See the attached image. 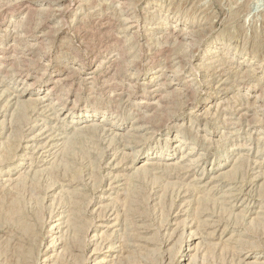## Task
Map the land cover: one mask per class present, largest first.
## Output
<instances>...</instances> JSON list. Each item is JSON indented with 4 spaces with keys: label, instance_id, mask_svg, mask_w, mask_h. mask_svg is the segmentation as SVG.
<instances>
[{
    "label": "rangeland",
    "instance_id": "1",
    "mask_svg": "<svg viewBox=\"0 0 264 264\" xmlns=\"http://www.w3.org/2000/svg\"><path fill=\"white\" fill-rule=\"evenodd\" d=\"M131 2L0 0V264H264V0Z\"/></svg>",
    "mask_w": 264,
    "mask_h": 264
},
{
    "label": "bare ground",
    "instance_id": "2",
    "mask_svg": "<svg viewBox=\"0 0 264 264\" xmlns=\"http://www.w3.org/2000/svg\"><path fill=\"white\" fill-rule=\"evenodd\" d=\"M126 1V4H127V6H128V4L129 5H131L132 4V2H131V0L129 1V0H125ZM128 1V2H127ZM123 5V4H122ZM124 5H125V3H124ZM126 6V5H125ZM130 7V6H129ZM67 8V7H66ZM51 9V8H50ZM52 10V9H51ZM125 10V9H124ZM46 11V10H45ZM48 11H50V10H48ZM59 12H60V10H59ZM39 13V12H38ZM126 17V16H125ZM128 20V19H127ZM135 19H133L132 20V18H130L129 17V20H128V28H130V29H133V28H135V27H137L138 25L135 23V21H134ZM137 22V21H136ZM139 27V26H138ZM16 35H17V33H16ZM45 35V34H44ZM40 36H42V35H40ZM21 38V37H20ZM42 40V39H41ZM185 40L187 41V43L189 42V44L191 43V40L190 39H188V38H185ZM38 43V42H37ZM14 44V43H13ZM125 44H126V42H125ZM127 45V44H126ZM208 52L210 51L209 49L207 50ZM25 56V55H24ZM21 57H22V55H21ZM1 58V57H0ZM21 60V59H20ZM24 60V59H23ZM17 67V66H16ZM15 67V68H16ZM12 69V68H11ZM8 72V70L5 72V73H7ZM9 73V72H8ZM18 73V72H17ZM244 73V72H243ZM10 74V73H9ZM6 75V74H5ZM243 75V74H242ZM63 79V78H62ZM61 79V80H62ZM56 80H57V78H56ZM58 81V80H57ZM56 85V84H55ZM55 88V87H54ZM158 90V89H157ZM32 92H35L34 90H31V87H30V85L29 86H27L25 89H24V92H22V95L21 96H23V97H25V96H30V94H32ZM48 92V91H47ZM154 94V93H153ZM21 96H20V98H21ZM31 97V96H30ZM17 98V97H16ZM38 98V97H37ZM42 98V97H41ZM27 99V98H26ZM257 99V98H256ZM32 100V99H31ZM42 100V99H41ZM23 103V101H20V104H22ZM39 103H43V101H39ZM150 104H153V103H150ZM25 105V104H24ZM42 105H44V104H42ZM24 107V106H23ZM157 107V106H156ZM95 114H94V111L92 112V111H89L88 113H87V115H86V117H89V116H94ZM85 126V125H84ZM140 126V125H139ZM42 134V133H41ZM44 134V133H43ZM128 136V135H127ZM131 137V136H130ZM51 140V139H50ZM181 157H183V156H181ZM184 157H186V156H184ZM183 160V159H182ZM190 161V160H189ZM20 164V163H19ZM153 164V163H152ZM166 164V163H165ZM178 165V164H177ZM16 167H14V169H15ZM13 170V169H12ZM200 176V175H199ZM203 177V176H202ZM202 177H199V178H196L198 181H200V180H202L203 178ZM14 178V177H13ZM10 180V179H9ZM14 180V179H13ZM74 190V189H73ZM76 196V195H75ZM79 196V195H78ZM78 198V197H77ZM73 208V207H72ZM74 209V208H73ZM79 211V210H78ZM264 213V212H263ZM77 215V214H76ZM264 215V214H263ZM79 216V215H78ZM66 217V216H65ZM260 217H261V215H260ZM76 218V217H75ZM264 218V217H263ZM72 219V218H71ZM78 219V218H77ZM60 221V220H59ZM75 222V221H74ZM74 222H68L67 221V223H66V225H64V226H62L63 228L64 227H66L67 229H72L73 228V233H74V236H75V241L77 242V243H82V239H78L77 237H79V236H77L78 235V230L76 229V226H74ZM77 223V222H76ZM60 224H62V222H58V221H56V222H54V223H52L51 225H50V228H49V230H48V236H50L51 238H50V242H49V245H48V247L49 246H53V245H57L56 244V242H54V239L56 238V235L55 234H57L60 230H58L59 229V225ZM79 224H81V223H79ZM75 225H77V224H75ZM81 226V225H80ZM99 226H103V225H99ZM66 229V230H67ZM81 229H82V227H81ZM64 230V229H63ZM82 231V230H81ZM88 231V230H87ZM68 232V231H67ZM70 232H72V231H70ZM61 233V232H60ZM59 233V234H60ZM80 233V232H79ZM82 234H83V232H82ZM86 234V233H85ZM84 234V235H85ZM102 234V233H101ZM53 235H55V236H53ZM58 235V234H57ZM62 235V234H61ZM67 235V234H66ZM81 235V234H80ZM95 234H93L92 236H94ZM73 236V237H74ZM72 236H70V238H71ZM83 237V236H82ZM81 237V238H82ZM80 238V237H79ZM85 238V237H84ZM194 238V237H193ZM58 239V238H57ZM74 239V238H73ZM72 239V240H73ZM190 239H192V238H189V240ZM59 240V239H58ZM71 240V241H72ZM60 241V240H59ZM63 241V240H62ZM74 241V242H75ZM73 242V243H74ZM60 245V244H59ZM47 247V248H48ZM64 247V246H63ZM108 247V246H107ZM112 250V249H111ZM245 254V253H244ZM186 256H188V254L187 253H185L184 251H182L181 253H180V258H182V260H184L185 258H186ZM252 256V254H247L246 255V258H249V257H251ZM113 257V256H112ZM253 257H255V256H253ZM115 258V257H114ZM254 259V258H253ZM108 261V260H107ZM104 262H106V260L104 259V258H101V259H99V260H96L95 262H94V264H103ZM61 264V263H60ZM107 264V263H106Z\"/></svg>",
    "mask_w": 264,
    "mask_h": 264
}]
</instances>
